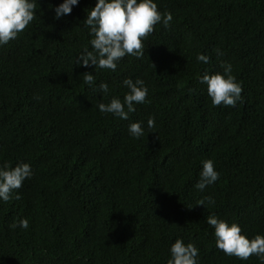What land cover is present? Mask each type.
Returning a JSON list of instances; mask_svg holds the SVG:
<instances>
[{"label": "trees", "instance_id": "1", "mask_svg": "<svg viewBox=\"0 0 264 264\" xmlns=\"http://www.w3.org/2000/svg\"><path fill=\"white\" fill-rule=\"evenodd\" d=\"M61 2L37 0L34 20L0 46V164L31 167L0 201V264H166L177 238L198 264H264L225 255L206 223L215 215L264 235V0H154L169 27L154 25L144 55L115 71L75 64L91 50L82 22L96 0L54 19ZM224 62L243 89L234 107L213 106L200 82ZM125 78L144 81L148 102L127 120L99 112L123 100ZM102 82L107 94L93 91ZM136 121L140 138L127 131ZM206 159L219 178L198 191ZM207 196L215 203L197 204ZM21 218L28 228L10 227Z\"/></svg>", "mask_w": 264, "mask_h": 264}, {"label": "clouds", "instance_id": "2", "mask_svg": "<svg viewBox=\"0 0 264 264\" xmlns=\"http://www.w3.org/2000/svg\"><path fill=\"white\" fill-rule=\"evenodd\" d=\"M78 3L79 0H62L52 9L53 18L59 19L70 14ZM36 6L37 0H0V46L15 39L34 20ZM171 21V13L158 11L154 0H96L95 5L86 11L82 22L91 37V50L84 47L76 57L75 64L90 66L92 70L115 71L118 62L125 56L140 58L144 55L143 40L153 31L154 25L159 23L168 28ZM196 60L207 64L209 57L198 53ZM221 67L222 73H205L200 77V82L206 85V93L213 106L223 104L234 107L238 101H242V85L232 75L231 64L224 62ZM94 81L92 71L83 73V82L86 85L92 87ZM121 83L128 89L123 100L114 96L108 103L100 102L96 107L101 113H110L114 117L127 120L129 114L136 110L135 105L148 102V89L140 78H125ZM93 91L107 94L109 86L102 82L98 87H93ZM146 125L148 129L154 127L151 116ZM127 131L133 138L145 135V129L139 121L130 123ZM201 163L199 180L194 184L198 191H203L219 178L212 160L206 159ZM30 176L31 167L28 163L20 162L14 167H10L7 161L0 164V201L7 202L12 198V193ZM14 198H20L18 192ZM205 200L209 205L215 203L212 197L207 196L197 204L204 206ZM206 223L214 229L215 245L225 255L235 256L240 260H247L250 255H255L264 261V235L257 234L249 239L242 234L237 223L229 224L215 215H208ZM17 226L28 228V220L21 218L18 225H10L13 228ZM198 254L199 250L192 243L185 244L182 239L177 238L169 247L170 258L166 264H198Z\"/></svg>", "mask_w": 264, "mask_h": 264}]
</instances>
